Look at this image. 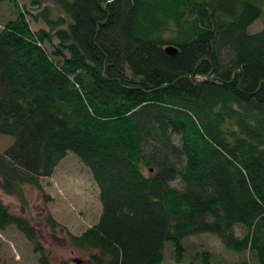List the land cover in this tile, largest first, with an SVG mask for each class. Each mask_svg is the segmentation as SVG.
<instances>
[{
	"label": "trees",
	"instance_id": "16d2710c",
	"mask_svg": "<svg viewBox=\"0 0 264 264\" xmlns=\"http://www.w3.org/2000/svg\"><path fill=\"white\" fill-rule=\"evenodd\" d=\"M4 1L16 18L0 29V135L14 141L0 190L44 193L72 152L100 190L97 223L70 235L92 264H164L168 242L178 261L198 234L264 264V27L249 31L264 0ZM10 226L56 264L0 198ZM199 251V264L215 259Z\"/></svg>",
	"mask_w": 264,
	"mask_h": 264
},
{
	"label": "rangeland",
	"instance_id": "374dc122",
	"mask_svg": "<svg viewBox=\"0 0 264 264\" xmlns=\"http://www.w3.org/2000/svg\"><path fill=\"white\" fill-rule=\"evenodd\" d=\"M24 7L29 5L28 0H19ZM16 18L13 6L4 1L0 3V29L8 21ZM33 30L47 28L44 22H35L29 16ZM264 27V17L258 19L249 31L255 33ZM57 42V40H55ZM226 61L231 53L224 54ZM14 139L7 135H0V153L8 149ZM173 185L180 186L179 180ZM41 191L32 185L24 186L25 202L16 195H8L0 190V198L14 212L28 216L34 222L42 242L56 264H92L86 251L74 247L70 235H80L87 228L97 223L102 210L100 190L88 168L72 152H68L62 159L51 177L41 179ZM48 198L45 199L44 195ZM51 216L58 224L52 230L47 221ZM237 234L244 230L236 227ZM184 245V255L180 260L174 258V246L167 243L165 246L164 264H199L193 255L199 250H208L215 257L211 264H223L225 260L230 263L247 261L249 255L237 254L228 250L221 240L213 234H198L188 237ZM194 260V261H193ZM200 264H204L201 259ZM0 264H39L38 254L33 252V245L27 237L14 226L0 231Z\"/></svg>",
	"mask_w": 264,
	"mask_h": 264
},
{
	"label": "water",
	"instance_id": "95a60500",
	"mask_svg": "<svg viewBox=\"0 0 264 264\" xmlns=\"http://www.w3.org/2000/svg\"><path fill=\"white\" fill-rule=\"evenodd\" d=\"M166 52L170 55H176L177 52H178V49L173 47V46H170V47H167L166 48Z\"/></svg>",
	"mask_w": 264,
	"mask_h": 264
}]
</instances>
